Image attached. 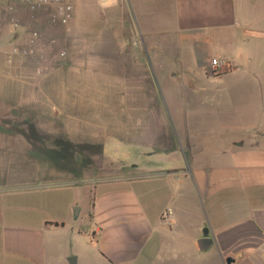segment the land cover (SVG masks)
<instances>
[{
    "label": "crops",
    "instance_id": "crops-1",
    "mask_svg": "<svg viewBox=\"0 0 264 264\" xmlns=\"http://www.w3.org/2000/svg\"><path fill=\"white\" fill-rule=\"evenodd\" d=\"M101 2L111 9L105 22L124 7L141 36L128 40L120 29L115 47L140 48L145 34L146 48L167 50L174 66L166 94L183 151L162 149L168 141L157 139L154 118L166 120L158 113L128 144L130 152L145 150L141 166H97L95 157L78 155L70 175L48 179L39 163L32 181L7 176L0 264H69L70 257L76 264H264V0ZM212 58L224 69L213 73ZM195 125L208 135L204 142L191 138ZM5 135L0 162L23 161L28 142ZM73 188L89 199L77 215V201L64 205L55 196ZM165 209L173 212L168 219Z\"/></svg>",
    "mask_w": 264,
    "mask_h": 264
},
{
    "label": "rangeland",
    "instance_id": "rangeland-1",
    "mask_svg": "<svg viewBox=\"0 0 264 264\" xmlns=\"http://www.w3.org/2000/svg\"><path fill=\"white\" fill-rule=\"evenodd\" d=\"M71 2L72 12L53 22L51 10L0 0V135L28 142L23 161L0 162V182L18 173L32 181L39 163L47 166L48 179H55L77 165L78 155L81 160L95 157L97 166L112 160L118 168L141 166L145 150L135 145L130 152L128 144L158 113L166 120L160 125L154 118L157 139L168 141L162 149L183 151L166 94L165 79L174 66L167 50L146 48L150 40L145 34L140 48L131 43L115 47L120 29L128 40H141L126 8L112 9L114 21L107 23L103 13L110 7L101 0ZM191 131L197 142L208 138L199 125ZM116 146L118 151L112 152ZM61 179L56 183L71 177ZM55 196L64 205L77 201L74 211L89 203L88 195L75 188Z\"/></svg>",
    "mask_w": 264,
    "mask_h": 264
},
{
    "label": "built area",
    "instance_id": "built-area-1",
    "mask_svg": "<svg viewBox=\"0 0 264 264\" xmlns=\"http://www.w3.org/2000/svg\"><path fill=\"white\" fill-rule=\"evenodd\" d=\"M25 4L43 8L44 10H51L53 12L52 21L55 22L59 17H65L70 14L73 10V4L71 0H18ZM13 25L15 28L18 27V23L13 20ZM63 54V53H62ZM211 68L212 72H219L224 69V64L217 58L211 59ZM173 212L171 209H165L162 218L168 219L172 216Z\"/></svg>",
    "mask_w": 264,
    "mask_h": 264
},
{
    "label": "water",
    "instance_id": "water-1",
    "mask_svg": "<svg viewBox=\"0 0 264 264\" xmlns=\"http://www.w3.org/2000/svg\"><path fill=\"white\" fill-rule=\"evenodd\" d=\"M76 211H77V210H76ZM76 211H75V215H77ZM75 261H76V258H75V257H70V258H68V263H69V264H76ZM231 261H232V260H231ZM227 262L229 263L230 260H227Z\"/></svg>",
    "mask_w": 264,
    "mask_h": 264
},
{
    "label": "trees",
    "instance_id": "trees-1",
    "mask_svg": "<svg viewBox=\"0 0 264 264\" xmlns=\"http://www.w3.org/2000/svg\"><path fill=\"white\" fill-rule=\"evenodd\" d=\"M55 225H58V224H55Z\"/></svg>",
    "mask_w": 264,
    "mask_h": 264
}]
</instances>
